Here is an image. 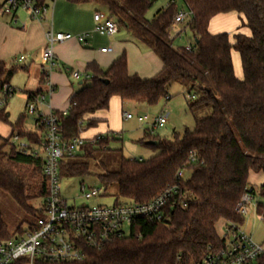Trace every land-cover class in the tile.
<instances>
[{"label":"trees","instance_id":"trees-1","mask_svg":"<svg viewBox=\"0 0 264 264\" xmlns=\"http://www.w3.org/2000/svg\"><path fill=\"white\" fill-rule=\"evenodd\" d=\"M68 1L105 8L120 29L162 61L163 70L151 79L131 75L126 54L107 70L89 64L85 74L89 79L83 80L82 88L71 101L76 105L67 116L55 114L62 125L64 141L79 136L80 123L87 117L108 111L113 98L156 106L162 100H170L169 91L175 83L189 90V98L195 97L190 98L194 102L192 112H209L195 120L194 129L175 133L172 140L149 137L157 144L145 145L158 152L155 157L146 161L122 158L117 172L105 168L99 176L106 187L118 186L120 198L138 204L151 203L165 191L176 189L165 207L164 221L135 222L131 236L111 240L101 250L87 249L84 261L68 264L199 263L209 246H223L217 231L220 223L244 225L235 209L245 192L259 198L258 214L264 217V185L255 190L248 184L251 173H264V0H181V7L176 3L162 9L151 21L146 15L157 0ZM180 10L192 15L187 28L194 39L191 52L173 46L172 26ZM232 13L242 20L250 35L209 31L213 19ZM233 52L239 55L242 79L235 74ZM17 71L13 65L0 62V90L3 85L10 86L9 80ZM40 95L30 93L28 101ZM24 119L10 125V137L2 138L0 192L37 220L48 195L44 161L33 154L40 149L43 138L28 131ZM90 120L93 127L95 122ZM0 123L9 124L5 107L0 108ZM15 138L27 142L29 148L22 151L13 143ZM110 140L86 144L75 158L65 157L60 164L61 181L91 176L90 161L97 152L108 149ZM25 168L37 172L38 186L36 182L27 183ZM180 171L186 172L182 181L177 180ZM16 231L21 232V227ZM10 238L13 233L0 209V240ZM22 262L19 264H25ZM257 264H264V255Z\"/></svg>","mask_w":264,"mask_h":264},{"label":"built area","instance_id":"built-area-1","mask_svg":"<svg viewBox=\"0 0 264 264\" xmlns=\"http://www.w3.org/2000/svg\"><path fill=\"white\" fill-rule=\"evenodd\" d=\"M55 3L57 0H0V20L10 25H17L18 13L26 12L31 20L42 21L45 19L49 5L48 2ZM168 9L177 3V0H165ZM192 21V15L186 10H180L174 19L172 26V38H181ZM94 33L99 36L111 38L118 34L120 27L118 22L109 15L97 12L93 15ZM180 28V29H179ZM46 46L43 50V74L46 85L49 87L48 96L51 97L53 88L49 75L56 67L54 47L57 44L76 41L81 45H86L89 38L86 34H72L55 32L48 30L45 33ZM192 51V45L185 48ZM111 48H102V53H111ZM24 60V58H21ZM73 80L79 82L89 79L85 74L71 69L66 70ZM0 93L5 99L0 100V108H3L7 100L12 97L15 90L9 85H3ZM45 96H38L34 100L28 101V113L36 117L38 125L43 127L44 137L39 150L33 154L44 161L43 174L48 180V195L42 206L39 208L40 217L36 225L27 231H21L17 237L7 240H0V264H68L82 262L86 259L87 249L101 250L108 242L116 238L131 236V226L135 222H145L150 224L161 223L165 219V207L170 198L176 194V189L165 191L154 201L148 204L123 203L112 207L93 206L85 204L70 206L68 201L62 197L61 190V161L67 158H75L82 147L86 144H95L106 138L113 139V136L99 135L86 140L83 137L85 130L83 122L80 123L79 136L66 142L62 138V125L55 114L41 116L38 112L39 104L45 102ZM195 99V97H190ZM62 112L67 116L72 107ZM137 118L143 125H150L151 133L154 130L164 128L168 123L169 114L155 117L150 122V118L145 113L132 115L126 113L125 120ZM150 122V123H149ZM22 151H26L29 146L18 138L14 139ZM186 178V172L180 171L177 180ZM100 197V190L97 188L81 185L78 199L88 202ZM259 198L251 192H245L236 206V213L239 217L246 219L253 211L257 212ZM264 221V217L261 216ZM124 228H128L126 235ZM223 246L215 248L209 246L205 256L196 264H257L258 259L264 255V249L257 244L241 227L229 223L225 225L223 235ZM23 263V262H22Z\"/></svg>","mask_w":264,"mask_h":264},{"label":"rangeland","instance_id":"rangeland-1","mask_svg":"<svg viewBox=\"0 0 264 264\" xmlns=\"http://www.w3.org/2000/svg\"><path fill=\"white\" fill-rule=\"evenodd\" d=\"M177 4L181 7V0H177ZM165 6V0H157L148 11L146 19L151 21L160 10L165 8ZM96 7L103 11H107L103 7ZM232 16V18L236 16L234 20L230 19V21H226L225 24L220 21V18L222 17H216L213 19L210 27L212 33L229 34V32H231V34L242 33L250 35L249 29L243 27L242 20L239 19L235 13H232ZM122 34H124V32ZM193 43L194 39L192 32L190 29L186 28L182 37H177L173 41V46L176 48H186L189 45H193ZM6 64L8 66L13 65L18 68V71L9 80L10 85L15 89L16 94L10 97L7 100V104L4 105L6 112L9 115V124L0 123V146L3 143L2 138L11 133L10 125L16 124L22 117L25 118V127L28 131L38 133L40 137L43 138L44 132L35 127L36 117L30 116L27 109V94L24 91L28 82V74L21 70L26 62L21 60L20 56H17V59L16 56H13L6 62ZM233 64L235 74L238 75V77H241L242 70L240 58L236 52H233ZM74 88L80 90L82 86H78V83L74 82ZM188 94L189 90H186L179 84H172L169 91L170 100H162L158 105L151 107L146 106L144 110H142V112L147 114L150 118V122L155 117L169 114L167 125L162 129L154 130L153 133L150 131L152 129L149 124L143 125L137 118L132 120L124 119L126 113H130L134 116L142 113L136 107V103L122 102L119 98H113L110 102L108 111L96 113L97 115L108 113L110 116L109 130H107L105 135L110 137L113 136V139L109 141L108 149L97 152L95 158L90 161L91 176L86 178H65L61 181L62 197L68 201L70 206L85 204L89 207H112L123 203H131V201L119 197V189L117 185L106 187L101 182L99 176L105 172V168L109 172H117L122 158L146 161L155 157L158 152L145 145L150 142L149 137L172 140L175 133L182 134L185 129H194L195 120H200L203 117H206L209 112L208 110L192 112L191 108L194 102L188 97ZM4 99V95L0 93V100ZM90 122L91 120L86 119L83 123V129L85 130L84 133L86 136H92L107 129L106 124L102 123H99L98 126L89 127ZM13 143L18 145L14 140ZM23 143L28 144L27 142ZM23 175H25L26 180L28 179L27 183L29 184H34V182L37 184V182H40L38 174L33 168H25ZM82 184L86 187L99 189L100 197L88 202H83L78 199V202H76L75 198L80 192ZM36 186H38V184ZM0 209L5 223L8 225L11 233H13V237L19 235L20 232L18 233L16 231L18 228L21 227L22 231H27L30 227L36 225V218L27 216L9 195L2 192H0ZM245 223L244 226L248 225V228L254 232V234L252 233L254 240L264 237V222L256 216L255 211L246 218ZM225 225L226 224L222 222L217 226L219 236L223 235ZM245 228L246 226L244 229ZM124 230L126 231V235H128V228H124Z\"/></svg>","mask_w":264,"mask_h":264},{"label":"crops","instance_id":"crops-1","mask_svg":"<svg viewBox=\"0 0 264 264\" xmlns=\"http://www.w3.org/2000/svg\"><path fill=\"white\" fill-rule=\"evenodd\" d=\"M48 5V13L42 21L31 20L26 12L18 13V23L15 26L0 20V62L6 63L13 56H16V59L17 56L24 58L23 61L26 64L22 68L28 74V82L24 91L27 94V103L30 93H41V96L46 95L47 97L45 102L38 106V112L41 116L62 113L68 110L72 98L79 91L74 88V82L77 81L66 73L67 69L86 74L88 65L96 64L101 69L107 70L123 54H126L128 70L131 75H138L142 79H151L163 70L162 61L146 45L135 40L126 30L120 29L118 34L111 38L94 33L93 15L97 12L108 15L107 11L98 9L92 4L77 5L70 3L68 0H57L55 3L49 1ZM218 17H222L220 21L225 24L230 19L234 20L236 16L232 18V14H229ZM210 27L211 23L209 31L212 33ZM48 30L86 34L89 38L86 45L70 41L57 44L54 47L56 67L53 73L49 75V80L55 88V92L51 97L47 95L49 87L46 85L45 76H43L42 62L43 50L46 46L45 33ZM123 32L124 34H122ZM229 34L231 35V32ZM102 48H111L113 51L102 53ZM236 76L238 79L243 78V74L241 77ZM81 82L83 85V81H79L77 82L78 86H82ZM136 107L142 112L146 106L137 104ZM86 119L94 120V126H98L99 123L107 126V129L92 136H86L84 133L83 137L86 140L103 135L109 130L110 116L108 113L96 114ZM35 123V127L39 129L40 126L36 119ZM89 127H91L90 124ZM10 135L11 133L2 137L8 138ZM248 184L251 189H260L264 185V173H251ZM255 214L261 219L258 210ZM245 221L246 219H244V224H246ZM245 226H241L242 230L253 238L252 233L254 234V232L248 228V225ZM254 241L264 249V237Z\"/></svg>","mask_w":264,"mask_h":264},{"label":"water","instance_id":"water-1","mask_svg":"<svg viewBox=\"0 0 264 264\" xmlns=\"http://www.w3.org/2000/svg\"><path fill=\"white\" fill-rule=\"evenodd\" d=\"M80 84L82 85V82H81ZM148 144H149V145H156L157 143H156V142H152V141H150V142H148Z\"/></svg>","mask_w":264,"mask_h":264}]
</instances>
